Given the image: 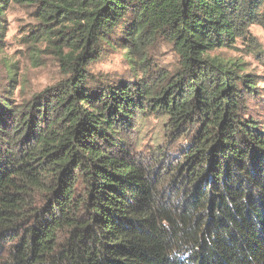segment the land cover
I'll list each match as a JSON object with an SVG mask.
<instances>
[{
  "label": "trees",
  "instance_id": "1",
  "mask_svg": "<svg viewBox=\"0 0 264 264\" xmlns=\"http://www.w3.org/2000/svg\"><path fill=\"white\" fill-rule=\"evenodd\" d=\"M28 1L0 0V46ZM38 1L75 36L67 79L0 96V264H264V88L212 54L264 27V0ZM161 37L175 71L152 60ZM118 49L133 78L98 83L88 65ZM150 114L177 155L136 151Z\"/></svg>",
  "mask_w": 264,
  "mask_h": 264
},
{
  "label": "rangeland",
  "instance_id": "2",
  "mask_svg": "<svg viewBox=\"0 0 264 264\" xmlns=\"http://www.w3.org/2000/svg\"><path fill=\"white\" fill-rule=\"evenodd\" d=\"M43 7L40 1L31 0L11 4L6 12V30L0 46V96L9 97L16 103L32 100L35 95L69 77L60 55L64 48L60 39L68 34L75 36L73 22L61 18L62 24L55 21L50 24L54 19L44 17ZM249 32L248 40H240L235 47L222 48L212 54L244 62L249 72L260 76L259 88H264V27L254 24ZM68 50L64 48L65 52ZM122 55L120 49L111 50L89 64L88 70L95 76V81L106 84L132 79V71L128 70ZM150 55L155 64L171 71L179 67L180 56L163 37L152 42ZM10 71L12 75L8 74ZM166 123L167 118L162 115H145L133 136L136 151L145 158L156 154L158 149L168 153L176 150L174 155H177L180 145L170 137Z\"/></svg>",
  "mask_w": 264,
  "mask_h": 264
}]
</instances>
